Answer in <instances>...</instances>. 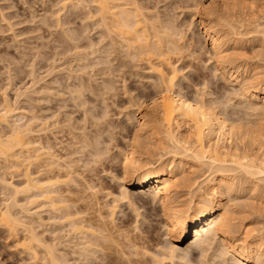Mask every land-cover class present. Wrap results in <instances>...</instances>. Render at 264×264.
Returning a JSON list of instances; mask_svg holds the SVG:
<instances>
[{
	"label": "bare ground",
	"instance_id": "obj_1",
	"mask_svg": "<svg viewBox=\"0 0 264 264\" xmlns=\"http://www.w3.org/2000/svg\"><path fill=\"white\" fill-rule=\"evenodd\" d=\"M164 1L63 0L61 2L62 5L60 2L58 4L63 7H61L62 10L64 9V12H58L62 14L65 13V7L68 4L72 5L76 3L74 5L82 6V4L87 5L90 3L92 6L96 7L95 12H91V15L93 14V18L91 16V19L95 22L94 17H98L99 22L97 19L96 22L105 30V36H103V38L107 36L108 39L106 45L107 53H105V56L108 55V57H106V59L102 58L105 62L107 59L108 60L104 63L103 67H110L113 65V61L118 60V69L122 67L127 68L131 65V62L133 63V61L135 62L137 59L140 62H145V65L150 67L149 71L158 75V80H154L156 81L155 84H151L153 87L152 92L150 91L147 94L144 93L143 96L139 94L135 95L132 100L129 98L131 103H133L132 105L135 106L136 111L132 112L135 114L134 121H132L133 118H131L133 114H130V119H127H129V123H135H131L134 129L131 130L128 126L122 125L123 127L119 129L120 132L114 134L115 132L113 131L117 128L116 125V128H111L113 127L111 126L112 124L109 125L110 128L107 126L103 128L101 127L103 125H100L102 122L100 124L92 123L90 126H86L85 124L83 127L76 128L75 125L72 126L70 123L73 118L72 113L68 112L64 113V115L62 114L63 120H60L58 117L60 118L61 113L60 116H58L59 112H55L54 108L53 114L48 113L50 111L47 112L46 109L48 115L44 112L43 114L45 115L41 118L38 115L36 116V113L34 115L33 110V114L27 111V114L25 113L26 116L21 112L22 108L18 106L20 102H16L15 100L16 103L14 102V105L10 99H7V95L5 94L6 96L3 98L4 101L0 104V162H4V166H2L6 169L5 171L12 170L11 172L20 174L19 177L23 179V182L16 184L7 180L3 174H0V184L3 190L5 189L7 192H10L7 193L9 196L6 194L7 197H5L7 198L6 204L8 205L0 212V225L8 230L10 237L14 240L16 237L18 239L19 228H25L27 232L26 238L20 241H14V247L30 256V261L32 259L36 262L40 259L41 262H43L42 264H166L165 262L168 261L169 263L167 264H194L193 260L190 261L188 259V254L191 252L193 257H199V263L201 262L202 264H264V231H258L260 233L254 236L252 235V231L249 232V229H245L246 233L244 237L241 239L235 238L233 236V230L235 226H237L236 223L238 219L235 217L236 212L231 209L233 206L229 204L233 201L240 202L243 199L240 195L244 193V190H247V195L250 194V200L247 201L252 202L257 196L264 197V74L262 76L259 71L262 69L263 72L261 73H264V0H203L204 2L201 0L194 2L195 0H193L194 7L196 6L195 8L202 11L204 14L203 17L197 19V25L200 26L202 30V49L206 50L208 49L207 46L209 47L207 54L211 57V60L214 61V65L217 67L216 71H220L222 79L234 86L237 89L236 92L238 91L244 99L247 104V107H245L248 113L246 114L247 116L243 113V116L250 117V121L247 122L248 124H240L239 121L241 118L237 117L239 116L237 112H235V114L237 113L238 115L235 116L239 118V124H237L236 121L232 122L225 111H222L224 107L219 110V107L216 105L217 103L213 100H206L204 99L205 97L200 98L206 90L200 93V96L198 95L199 99H192L185 95L186 93L184 94L182 92L181 87L178 89V76L181 74L182 70L186 71L189 68V65L187 67L185 66V68L183 67L185 65V59L188 57L184 54L188 52L194 54V56H190L194 61H201L204 54L202 55L203 52L201 48L200 52L202 53L199 54L197 52L199 50L195 49L196 52L193 51L194 49L191 50L194 47L192 46L191 48L190 45L188 46L187 44L189 43H181V40L185 39L184 37L186 36H181L182 32L179 33V31L176 30V23L170 21L172 17H170V19L169 16H167L169 18L168 20V18L164 17L167 14L160 13L159 9L161 8H159V6ZM178 3L191 8L189 4L192 2H190V0H174L171 3H166V7L169 6V8H171L170 6L172 5H178L177 9H179ZM258 3H261L260 7L257 5ZM69 6L67 8H69ZM77 6L72 7L81 9ZM180 9L182 8L180 7ZM58 13L56 18L61 17L59 16L61 14ZM237 13L250 16L249 20L246 19L240 25L241 29L244 28L245 32L250 34V42L255 46L253 48L254 57L252 56L253 58L251 59L253 62L251 61L252 63H250L252 64L249 76L250 79L243 74L245 72L242 68H246V66L238 64L237 60L233 57L234 55L229 54L231 53L229 51L231 49L227 47L228 39L226 38L228 37V33H230V31H235L236 28L234 23L238 24L234 21L235 19H232L233 22L227 17L231 15L235 16ZM162 15L164 18H162ZM224 16L227 19H222L223 23L221 18ZM54 17L55 16H53V19H55ZM192 18H195V15L192 16ZM192 18L190 20H192ZM61 19L58 21H61ZM62 22L63 21L60 23ZM191 23L192 21L190 24ZM178 28L179 30L181 29L180 27H177V29ZM223 28L226 30L228 29V33H225L226 30L224 31ZM69 31L72 32L71 30ZM248 34L246 36H248ZM238 35L241 37L242 33ZM68 36L70 37V35ZM73 36L75 35L73 34L72 37ZM69 37L67 39L70 40L71 37ZM72 42L74 41L72 40L71 43ZM74 43L78 44V42ZM73 46L77 47V45L74 44ZM78 49L79 48L76 50ZM64 50L65 49H63V51ZM70 51L68 49V52ZM75 53V51L74 53L71 52V54ZM197 53L199 57H195ZM82 55L84 54H81V58L77 56L80 58L79 60H82V57H84ZM200 55H202V57L199 60ZM78 58L76 59L78 60ZM85 58L87 59L88 57ZM83 61L80 62L83 63ZM91 61L92 59L88 63L91 64ZM86 62L83 63V65L86 66ZM82 63L80 65L78 62L77 65L81 67ZM94 63L92 62V64ZM105 64L108 65L105 66ZM95 65L97 66V64ZM179 65H183L181 67L183 69H178ZM91 67L90 69L92 70L94 67ZM111 67L107 72L110 73L112 79L114 72L118 73L120 69L118 70L116 67H114L115 69ZM103 69L105 70V68ZM106 69H108V67ZM83 71L82 69V72ZM77 72H79V70ZM82 72L77 74H81ZM120 72H122V69ZM103 74L104 73H102V75ZM68 78L71 79L70 76ZM122 78L124 79V76H122ZM107 79H109V77ZM200 79H198V81ZM35 80L32 82V84L34 83V87L37 84ZM74 80H78V78H74ZM202 80H204L205 85L209 83V81L206 82L207 80L205 81L203 78ZM202 80L199 82L203 83ZM106 81L104 80L105 83H107ZM112 81L113 80H110L108 82V84L111 83L109 85L112 88L105 84V86L107 85L108 87L109 93L110 90L115 88L113 84L116 80L114 82ZM104 82L102 83L103 86ZM86 84L85 80L79 78V84L76 86L73 84L74 87L72 86L71 89H68L70 90L68 91V94H70L69 97L71 96L73 102L80 100L77 106L79 105L82 107L83 105L85 107L86 96L84 97V95L86 94H84V91L89 90V86ZM105 86L103 88H105ZM207 86L209 87L208 84ZM100 87L102 90V86ZM107 87L105 88V93ZM109 87L111 88L110 90ZM35 88L37 89V87ZM100 92L102 91H99V93ZM28 93L30 94L28 89L24 92L19 91L17 99L20 100L23 97L28 98L30 96H28ZM104 94L102 93L101 95L104 96ZM92 96L94 95L92 94ZM220 99L221 101L218 103V106H220L222 102V98ZM86 100L88 101V99ZM216 101L218 102V100ZM90 102L92 104L93 101L91 100ZM94 103L95 102H93V104ZM93 104L91 106H93ZM226 104L229 105L228 100ZM108 105L106 104L105 106ZM222 105L224 106L223 102L221 106ZM74 106H76V103ZM87 106L89 107L85 109L88 110L90 108V103ZM61 107L56 108L57 110L65 108L64 106L63 108ZM229 107H231V105H229ZM92 109L93 107L90 108V110ZM229 109L230 108L227 110ZM82 110H84L83 107ZM241 110L244 111V109ZM23 111L26 112L25 110ZM136 112H138L137 116ZM84 113V116L88 114L85 111ZM87 116L85 117L87 118ZM102 118L104 117L102 116ZM232 118L235 119L234 117ZM51 119H54L53 123L49 122ZM243 120H245V117ZM64 123L65 125L67 123L71 127L70 137L72 136L71 139L73 140V144L79 147H75L77 148L75 151H77V153L79 151L80 153H85V151L88 150L85 156L79 153L83 158H87L83 164L84 169L82 167L83 165H81V167L76 165L80 161L77 160L78 163H75V161L69 160L68 158L64 159L61 157L63 154L58 155L56 154L57 151H54L55 145L53 146L51 142L52 135L50 137L48 131H50L52 125L56 130L60 127L59 125H64ZM65 125L63 126L65 127L64 129L68 130L67 125ZM5 127L9 129L6 133L4 132ZM54 128H52V130ZM61 128L62 125L58 130V134L65 131H62L63 128L62 130ZM75 131H81V133L76 134ZM51 134H53V136L55 135V133ZM105 134L108 138L104 136ZM122 134L123 136L120 138L124 139L122 140L123 143L126 140L124 144L125 148L120 147V150L119 147L115 146V148L120 150H118V154L122 156V160L120 161L122 164V175H115L114 177V173L112 172V174L110 172L114 168L110 166L111 164L113 165V163L109 162L111 158L110 154L112 153H110V147L113 145L112 142L114 143L113 138L116 135L120 136ZM117 136L115 138L116 140L118 138ZM61 137L65 138L66 136L63 135ZM67 138H69V136ZM120 138L118 139V144L117 141H115L117 146L120 145ZM55 139H57V137H55L54 140ZM54 142L55 141H53V143ZM66 142L67 141H65V143ZM56 147H59V145H56ZM71 149L73 150V147ZM62 150L65 151V148ZM72 153H74V151ZM70 156L68 154L67 157ZM105 156H109V159ZM82 162L83 161L80 163L82 164ZM188 164H190V166L187 167L189 170L186 169ZM97 165H100V167L102 166L103 170L106 172L112 168L109 173L113 175V179L118 177V180H116L117 182L119 181L121 187L120 194L118 196L115 195V198L113 197V203L115 205H109L111 207L108 212H105L107 204H104V207L102 204L103 201L101 202L100 196L98 197L99 193L102 191V188H99L104 185V182L102 184L101 182L103 179H101L102 181L99 179L101 178L99 177L101 173H99L100 167L97 168ZM3 168L0 167V169ZM80 169L84 171L82 170L81 172ZM198 170L202 172L201 176H199ZM193 171H196L195 173H197L199 177H193ZM201 178L204 179L202 180ZM99 182L100 187L98 185ZM180 188L188 190L186 194H188V197L190 196V201L187 199L189 202H187V200L186 202L185 200L181 201V197L186 194L183 195L182 189ZM87 192L90 193L86 195ZM109 192L110 191L107 193ZM21 195L26 198V203H24V205L23 203L20 205L19 198ZM108 195L110 196L112 193ZM253 198L254 200H252ZM120 201L128 202L130 207L132 206L134 208L133 210L137 218H135V230L139 231L142 229V227L138 226L140 217L146 218L141 215L139 211L141 210L140 208L154 212L157 211V209H161L169 242L164 247L162 246L163 248L160 250L159 256L153 254L149 250L151 246L146 242V238L137 235L130 239L127 236L130 223L129 216H127V220L121 221L120 224L116 223V216H118V206H116V204L118 205ZM244 201L245 200H243V202ZM243 202L241 205H243ZM249 203L250 202H248V204ZM137 204L140 207H137ZM19 207L22 212L26 213L25 217L28 214L33 218L30 219L29 223H24L25 218H19L17 217L18 213L13 212L15 208L17 210ZM41 213L49 214L47 221L46 218L41 216L43 215ZM34 216H36L37 221L36 219L34 220ZM21 218L23 220H21ZM35 221H40L38 224L40 228L48 225V222L50 225H55V230L50 233L52 236L56 234L57 231L64 232V239L66 238L65 246L70 248V251L65 249L67 252H64L62 249L63 252H61L59 246L62 245V242H56L59 241L58 238L54 242L51 238H46L47 236L42 237L43 233L37 232L38 227L35 226ZM143 230L145 231V229ZM249 233L252 236H250ZM61 237L63 238V236ZM52 238L54 239V237ZM121 238L125 241L120 240ZM187 240H191V242L184 247V242ZM126 248H129V250L131 249V253H126L124 251ZM152 249L153 248H151V250ZM150 252L153 255H151ZM99 254H101V256ZM141 255L144 258H150L149 260L145 258L147 261H152L148 263L143 257L144 260L142 258H139V260L133 259V256L141 257Z\"/></svg>",
	"mask_w": 264,
	"mask_h": 264
},
{
	"label": "rangeland",
	"instance_id": "obj_2",
	"mask_svg": "<svg viewBox=\"0 0 264 264\" xmlns=\"http://www.w3.org/2000/svg\"><path fill=\"white\" fill-rule=\"evenodd\" d=\"M62 1L61 0H0V104L3 103L4 96L7 95L6 96L7 99H10V101L14 105H15L16 102H18V101L20 102V103H18L19 104L18 106L22 108L21 112L24 113V114L25 113L27 114V111L28 112L30 111V113H32V110H33L34 115L36 113V116L38 115L41 118L45 114H47V115H48V113L53 114L54 113L53 108H54L55 112H57V111L59 112L58 116H60V113H61L60 118L57 116L58 119H60V120H63L62 119V114L64 115V113L70 112L73 115L77 114L76 116L72 115V117L74 119L72 118L73 121L71 120V122H70L71 125L72 126L75 125L76 128L77 127L78 128L83 127V125L85 126V124H86V126H88V125L90 126V124H92V123L100 124L102 122L100 125H103V126H101L103 128L106 127V126L108 128H110L109 125H111V124H112L111 126H113L111 128H114L115 125H116L117 128L116 127L115 128L118 131L116 129H114L115 130V131H113V132H115L114 134L120 132L119 129L121 127H123L124 125L128 126L129 128H131V130L134 129V127H132L133 124L131 126V123H134V122H130L129 123V119H130L131 115L133 114L132 112L136 111L135 106H133L132 105L133 103H131V100H132V98L135 97V95L139 94V95L143 96L144 93L147 94L150 91L152 92L153 91L152 85H154L155 82L158 80V78H159L158 75L156 73H154V72H150L149 71L150 67L145 65V62H140L137 59L135 60V62L137 61L136 63L134 61H133V63L131 62V65L128 64L129 66L128 65H127L128 67L126 66L127 68L122 67L121 68L122 72H120L121 69L120 68H119L120 70L118 69L119 61L116 60V61H113V63H112L113 65H111V66L113 67L115 65L114 67H116V69H118L119 71H118V73L114 72V74L112 76L113 78L111 79L110 73L107 72L111 66L109 67V66H106L108 64H105L106 67H103L104 63H106L107 60H108L107 59L106 62L104 60V59H106V57H108V55L105 56V53H107L106 52L107 51L106 50L107 49L106 45H107L108 39H107V36H106V38L104 37L105 39L103 38V36H105V30H103V28H101L98 25V23L96 22V19L98 21V17H96V16H95L96 18L94 17L95 22H94V20L91 19V16L93 18V14L91 15V12L94 13L96 7L92 6L90 3L87 4V5L82 4V6L74 5L76 3H73L72 5L68 4L65 7L68 10L65 9V13L62 14V13H58V12H61V11L64 12L63 11L64 9L62 10L63 7L61 6L62 5V3H61ZM172 1H174V0H172ZM172 1L171 0L170 1L166 0V1H164L165 3L162 2V4H160V6H159V8H161V9H159L160 13L165 14V15L167 14L166 16H164L165 18H168L167 16H169V18L172 17V19L170 18L171 19L170 21L176 23V25H175L176 26V30H178L179 33L182 32L181 36H183V35L186 36V37L183 36L185 39H183L184 41L181 40L182 41L181 43H186V44L189 43V44H187L188 46L190 45L191 48H192V46L194 47L191 50L194 49L193 51L196 52L195 51V49H196V50H199V51H197L199 54L202 53V52H203L202 55L204 54V57H202V55H200V58H199V60H200L201 57H202V59H201L202 62L198 61V60H196L197 61L196 62L193 59H191V57H190V56H194V54H190V52H188V53L185 52L187 54H184V55L188 56L185 59V62H184L185 65L184 66L183 65H181V66L179 65L178 69H183V68H181L182 66L185 68V66L187 67L188 65H189V68L186 71L182 70L181 74L178 76V82H177L178 85H179V86H177V87H179L178 89H180V87H181L182 92L184 94L186 93L185 95H187L189 98H192V99L193 98H198L199 99V96L201 95L200 93H203V91L206 90L203 93V95L200 96V98L201 97L202 98L205 97L204 99H206V100H209V101L213 100L215 103H217L216 105H217V107H219V110H221L222 107H224V109L222 111H225V113L227 114V116L230 118V120L232 122L236 121L237 124H239V122H240V124L241 123L248 124L247 122L250 121L249 120L250 117L249 116L246 117L247 116L246 114L248 113L247 112L248 110L246 109L247 104L245 103L244 99L241 97V95L238 93V91L236 92L237 89L234 86L228 84L227 82H225L222 79V76H220L221 75L220 71H216L217 67H215L214 61L211 60V57L207 54V50H209V47L207 46L208 49H206V50L202 49L203 48V46L201 44L202 41H203L202 30H201V27L197 25V23H198L197 19L199 17H203L204 14L202 13V11L197 10L195 8L196 6L194 7L193 0H190V2H192L191 4H189L191 8H189V6H185L183 4L180 5L178 3L179 4V9H180V7L182 8L180 10L177 9L178 5H174V6L172 5V6H170L171 8H169V6L166 7L167 6L166 3H171ZM196 1L197 0H195L194 2H196ZM201 1L204 2L205 0L204 1L201 0ZM59 2L61 3V5H58ZM260 4L258 3L257 5H259V7H260ZM69 5H71V6H69ZM88 5H91V6H88ZM68 6H69V8H67ZM72 6H77V7H80L81 9L74 8ZM83 7H86V8H83ZM173 7H175V8H173ZM193 7H194V9H193ZM173 9H174V11L176 13L173 11ZM89 12H90V14H89ZM57 13L61 14V15H59L61 17L56 18L57 17ZM45 15H46V17H45ZM52 15L55 16L54 17L55 19H53ZM194 15H195V18H192V16H194ZM232 16L233 15H231L229 17L226 16V17L231 19V21H233L235 19L234 21H236L238 24L234 23L236 29H235V31H230L229 30L230 33H228V29L226 30L225 28H223L224 31L225 30L227 31V32L225 31V33H228V37H230V38H228V37L226 38V39H228L227 40L228 41L227 47L229 49H231V50H229L231 52L229 54L234 55L233 57L237 60V63L241 64L243 66H246V68H242V69H244V72H245L243 74H245V77L246 76L249 77L250 76V69H251V66H252V64H250V63L253 62V60H251V59L254 57L253 56L254 55L253 48L255 46L252 45V43L250 42V34L246 33L244 28L241 29L240 25L246 19L249 20L250 16H244V14L241 15V13H237V15H235L236 17L235 16L232 17ZM51 17H52V19H51ZM164 17L162 15V18H164ZM241 17H243V18H241ZM45 18H46V20H45ZM169 18H168V20H169ZM191 18H192V20H190ZM227 18H225V16H224V17L221 18V20L222 19H227ZM59 19H61V21H63L62 22L63 24L60 23L61 21H58ZM83 19H85V20H83ZM163 20H167V19H163ZM46 21H48V22H46ZM191 21H192V23L190 24ZM222 22H223V20H222ZM174 23H172V24H174ZM50 24H51V26H50ZM190 25H192V26H190ZM177 27H180L181 29L179 30V28L177 29ZM246 29H247V27H246ZM69 30H71L72 32H70ZM100 30H101V33H100ZM103 32H104V35H103ZM70 33L72 35L74 34L76 37L77 36L78 37L76 38L75 36H73L74 37L73 38ZM240 33H242L241 37H239V35H238ZM244 33H245V35H244ZM235 34L238 35V36H236ZM247 34H248V36H246ZM65 35H67V36L70 35L71 38L69 36L68 37L70 38L71 41L73 40L74 42H78V44L77 43L75 44L74 42H72L74 45H77V47L76 46L74 47L73 44L71 43V41L69 39H67L68 37L65 36ZM80 36H81V38H80ZM80 39H82V40H80ZM229 39H230V41H229ZM79 41H81V42H79ZM58 43H60V44H58ZM78 45H79V47H78ZM77 48H79L80 50L79 49L76 50ZM200 48L202 49V52H200L201 51ZM63 49H65V50L63 51ZM68 49H69V51L70 50L71 51L68 52ZM72 49L76 52L75 54H77V55L71 54V52L74 53V51ZM98 51H99V53H98ZM60 53L61 54L63 53V54L61 55ZM198 53L195 54L196 55L195 57H197V56L199 57ZM81 54H84V55H82L84 57H82V60H79L81 58ZM87 54L90 55V56H88ZM188 54H190V55H188ZM77 56H79L80 58H78ZM85 57H88V58L86 59ZM76 58H78V60ZM102 58H104V59L102 60ZM237 58L239 59V61H238ZM83 59H84L85 62L87 60L86 66L83 65V63H85L83 61ZM91 59H92L91 64H92V62L93 63L96 62V63L92 64V67H94V68H92L91 64L88 63V62H90ZM96 59H98L99 62ZM75 60H77L80 63V65L82 63L80 61H83L82 66L81 67L78 66L77 65L78 62L75 61ZM95 64H97V66ZM53 65H54V67H53ZM83 66H85V67L82 68ZM89 66L92 68L93 71L90 69ZM102 67L105 68V70ZM107 67H108V69H106ZM99 68H100V71H99ZM53 69H55V70H53ZM82 69L84 70L83 72H82ZM85 69H86V73H85ZM32 70L35 73H33ZM74 70H76V71H74ZM78 70H79V72H82V73L81 74H77V73H79V72H77ZM102 70L105 71V72H103ZM101 71H102V73H104L103 75H102ZM259 71H260V74H262V76H263L264 73H261V72H263V70L260 69ZM95 73L98 74V75H96ZM69 76L71 77V79L72 78L73 79L71 80L70 78H68ZM72 76H74V77H72ZM122 76H124V79L122 78ZM87 77H89V78H87ZM92 77H94V78H92ZM108 77H109V79H107ZM74 78L75 79L78 78V80H74ZM79 78L85 80V83H87L86 85L89 86V90L84 91L85 92L84 94H86V95L83 94L84 97L86 96V99H88V101H87L84 98L85 99V104H84L85 107L82 105L84 110H82L81 106H79V105L77 106V104L80 103V100H77L79 102H77V101L73 102V100H71L72 99L71 96L69 97L70 94H68L69 93L68 91H70L68 89L69 88L71 89L73 84H74V86L79 84ZM125 78H126V80H125ZM202 78L205 79V81L207 80L206 82L209 81V83H206V85H205V82H204V80H202ZM35 79H37V80H35ZM86 79H88V80H86ZM198 79L203 81L204 86H203L202 82H199L200 80L198 81ZM249 79H250V77H249ZM34 80L37 82V84L35 86V87H37V89L33 86L34 83L32 84V82H34ZM104 80L105 81L108 80V81H106L107 83H105ZM110 80H113L112 82H114L116 80V82H114V84H113L115 86V88L113 87L114 89H112V90H110L112 87L109 85L111 83L108 84V82ZM154 80H156V81H154ZM73 81H75V82H73ZM92 81H94V82H92ZM103 82H104V86H105V84H107L108 86L111 87V88L109 87L110 93L108 91L107 85L105 86V88L107 87L106 93H105V88H103L104 86L102 84ZM89 84L92 85V86L94 84V86L92 87ZM100 84H102V85H100ZM207 84L209 85V87L207 86ZM32 86H33V88H32ZM100 86H102V88H103L102 90L100 89L101 88ZM97 87L99 88V91H102V92L99 93ZM125 87H127V88H125ZM41 88H43V89H41ZM27 89L30 92V94L28 93V96L29 95L30 96L28 98L25 97L27 100L24 97L22 99H20V100L17 99L18 92L19 91L20 92H22V91L24 92ZM92 89H94V90H92ZM45 90H46V92H45ZM197 90L199 91V93H198ZM90 91L91 92L93 91L94 93L93 92L91 93ZM96 92H98V93H96ZM232 92L235 94V96L237 94V96L235 97ZM102 93L103 94L105 93L104 94L105 97L103 95H101ZM128 93H130V94H128ZM230 93H232V94H230ZM92 94L95 97L92 96ZM97 96H98V98H97ZM99 96L100 97L103 96V97H101V99H100ZM102 98H103V100H102ZM220 98H222V102L224 103V106L223 105L221 106L222 102H221L220 106H218L219 105L218 103H220V101H221ZM240 98H242V99H240ZM15 100H16V102H15ZM89 100L90 101L92 100L93 102H95L94 104L92 102L93 106H91L92 104H91V102ZM216 100H218V102ZM227 100L229 101V105H231V107H229V105L226 104ZM105 102H106L107 105L109 104L110 106L109 105L105 106L106 105ZM75 103H76V106H74ZM87 103L88 104L90 103V108L93 107L92 110H90V108L88 109L89 111L87 109H85L86 107H89V106H87L88 105ZM237 103H239V104H237ZM64 104H66V105H64ZM129 105L130 106L132 105V106L130 107ZM226 105H228V106L225 107ZM239 105H241L242 107L239 106ZM243 105H244V107H243ZM63 106L65 107L64 109H58L57 110V108H60V107L63 108ZM102 106H103V108H102ZM76 107H80V108H76ZM107 108H108V112H107ZM228 108H230V109L227 110ZM41 109H42V111H41ZM46 109H47V112L48 111H50V112L47 113ZM49 109H51V110H49ZM65 109H67V110H65ZM96 109H97V111H96ZM103 109H105V110H103ZM235 109H236V111H235ZM241 109H244V111L241 110ZM245 109H246V111H245ZM23 110H25L26 112H24ZM62 110H64V111H62ZM94 110H95V112H94ZM226 110H227V112H226ZM84 111L88 113V114L86 113L88 116L85 115V116H87V118L84 116V114H85ZM44 112H46V113L43 114ZM235 112H237L239 114V116H237L238 114L237 113L235 114ZM240 112H242V113H240ZM97 113H98V115H97ZM137 113L138 112H136V116H137ZM230 113H232V114H230ZM243 113H245L246 116H243ZM100 114H103V115H100ZM240 114H242V115H240ZM93 115H96V116H93ZM235 115L237 117L241 118L242 120L240 119V121H239V118H237ZM102 116L104 118H102ZM94 117H96V118H94ZM232 117H234L235 119H233ZM244 117H245V120H243ZM127 118H129V119H127ZM131 118H133L132 121H134L135 120L134 119L135 118V114H133ZM78 119H80V120H78ZM83 119H84V122H83ZM98 119H101V120H98ZM53 121H54V119L53 120L52 119L49 120L50 123H53ZM87 121L88 122L90 121V122L88 123ZM94 121H96V122H94ZM67 123L70 124L69 122H67ZM67 123H66V125L68 127V130L64 129L65 127H63L65 125V123H64V125L61 124L62 128H63V130H62V128H61V130L62 131L65 130V131L62 132V133H59L60 135L58 134V132H59L58 130L61 127V125H59L60 127L57 126L59 128H57L55 130V128L51 124L52 125V127L50 128L51 132L48 131V133H50L49 134L50 137L52 135L51 142H52L53 146L55 145V148H54L55 150L54 151L55 152L57 151L56 154H58V155L59 154H61V155L63 154V156H61V155L60 156L63 157L64 159L68 158L69 160H73V161H75V163H78V161H80V162L83 161L82 164L80 162L78 164H76L77 166L81 167V165H83L84 161L87 159V158L85 159V157L83 158L82 155L85 156V154L88 152V150H86L85 153H83V152L80 153V151L77 153V151H75L79 147H77L76 145L73 144V140L71 139L72 136L70 137V135H71L70 134L71 133V127ZM52 128H54L53 129L54 131L52 130ZM8 130L9 129L7 127L4 128V132L5 133L8 132ZM110 130H113V129H110ZM76 131H75L76 134H80L81 133V131H78L79 133L76 132ZM51 133H55L54 136L57 137V139L54 140L55 137ZM63 133H65V134H63ZM61 134H63L66 137L65 138L61 137V136H63ZM123 134L120 135V136L116 135L118 137L117 140L115 139L116 136L114 135L115 136L113 138L114 139V143L112 142L113 145H111V147L109 146L111 148L110 149V153L112 152L110 154L111 158L109 159V156H107L108 158L105 156L107 159H109V162L113 163V165L110 163L111 164L110 166L111 167L113 166L115 169L111 168L112 169L111 170L109 168L111 170V171L110 170L109 171L111 173L112 172L114 173V174L112 173L114 175V177H115V175L116 176H121L122 175V171H121L122 170V167H121L122 164L120 162L122 160V156H120L118 154L119 153L118 152L119 149L115 148V146L119 147V148L120 147L125 148L124 144L126 143L125 142L126 140L123 143L122 140H124V139L120 138V137L123 136ZM68 136H69V138H67ZM104 136L107 137L106 134ZM58 137H59V139H58ZM119 138H120V140H119L120 145L117 146L115 141H117V144H118V139ZM56 140L57 141L60 140V141L57 142ZM61 140H62V142H61ZM53 141H55V142L53 143ZM65 141H67V142L65 143ZM120 141H122V142H120ZM60 142H61L62 145L60 144ZM63 144H65V145H63ZM56 145L57 146L59 145L60 148L56 147ZM67 146L68 147L70 146V147L68 148ZM72 147H73V150L71 149ZM75 147H77V148H75ZM64 148H65V151L62 150ZM123 148H122V150H123ZM120 150H121V148H120ZM73 151H74V153H77V154L72 153ZM79 153L82 154V155H80ZM68 154H69V156L71 155L72 157L71 156L67 157ZM78 154L80 155V157H79ZM75 156H77V157H75ZM115 157H117L118 159L115 158ZM70 158H72V159H70ZM78 158L81 159V160H79ZM0 165H1L0 167L3 168L4 162H0ZM189 166H190V164H188L186 166L187 170H189L187 168ZM82 167L84 169V165ZM96 167L99 168L100 165H97ZM88 169H90V168H88ZM5 170H6L5 168L0 169V174H3V176L6 177L7 180L12 181V182H14L16 184L17 183L19 184V183L23 182L22 181L23 179L19 177L20 174H18L17 172L16 173L15 172H11L12 170L10 171L9 169H8L9 171H5ZM82 170L80 169L81 172H82ZM109 171L106 172L105 170H103L102 166L99 168V173H101L100 176H99L101 178H99V179L100 180L103 179V181L101 180L102 181L101 183L103 184V182H104L105 186L103 185V186L100 187V182L98 183V185L100 187V188L99 187L98 188L99 189L102 188V191L99 193L98 197L100 196L99 198H100L101 202L103 201L102 202L103 205L107 204L106 207L104 205L105 212H108L109 208L111 207L109 205H111V204L115 205L113 203V197L115 195L118 196L120 194V188H121L119 181L117 182V180H118L117 178L118 177H116L117 180L113 179L114 177H113V175H110ZM195 172L192 174V176L194 175L193 177L197 178V177L202 175L201 171H199V173H198L199 176ZM105 173H107V174H105ZM201 179L203 180L204 178H201ZM17 181H19V182H17ZM180 189H182V188H180ZM4 190H3L2 185L0 184V212H2L6 208V206L8 205V204H6L7 203L6 202L7 198H5V197H7V195H8L7 193H10V192L9 191L7 192L6 190L4 191ZM186 190L184 188L181 190L183 195L188 192V190L187 191ZM106 191L107 192L110 191V192L107 193ZM246 191L247 190H244L243 191L244 193H242L240 195V197L243 198L240 202L233 201L232 203H229L230 205L233 206V207H231V209L236 212L235 217L238 219L237 223H236L237 226H235V228L233 230V232H234L233 236L235 238H239V239H241L242 237L245 236L244 235L246 233L245 229H249L248 230L249 232L252 231V235H254V236L260 233L258 231H261V232L264 231V210H263L264 208H262V207H264V197L257 196L256 198L254 197L255 200H254V198L252 199L254 201H252V202L251 201H247V200H250V194L247 195ZM89 193L87 192L86 195H88ZM111 193H112V195L109 196L108 194H111ZM186 195L181 197L182 198L181 201L185 200V202H186L187 199L190 201V196L188 197V194H186ZM75 196H74V198H75ZM20 198H19L20 205H22L21 203H23V205H24V203H26L25 202L26 201L25 196L21 195ZM71 198H72V196H71ZM188 200H187V202H189ZM243 200H245V201L243 202ZM246 201H247V203H246ZM242 202H243V205H241ZM248 202H250V203L248 204ZM256 202H258V203H256ZM127 204H128V202H125V201H120L118 203V205L116 204V206H118V210H117L118 211V216H116L117 217V220H116L117 222L116 223L120 224L121 221H123L125 219L127 220V216H129L130 223H129V228H128L129 230H127L128 231L127 232V236L130 239L134 238L137 235L140 236V237L146 238L145 239L146 242L149 243L151 248H153L152 250H151V248H149V250L153 254H155V255L157 254L159 256L160 255V250L165 245H167L168 242H169V240L167 238V229L164 227L165 226V221H164V217H163V213L161 212V209H157V211L154 212V211H146L145 209L140 208L141 210H139V211H140L141 215L146 217V218H143V217H140V219L138 218L140 220V222L138 223L139 224L138 226L142 227V229H141L142 231L141 230L139 231V230H135L136 214H135V211L133 210L134 208L132 206H131L132 207L131 208L130 205L129 204L127 205ZM246 204H248V205H246ZM234 205H235V207H234ZM250 205H252V206H250ZM255 205H257L258 207L255 206ZM136 206L138 207L139 205L137 204ZM248 206H250V207H248ZM13 212L14 213L15 212L18 213L17 217H19V218L23 217V219L25 218L24 219V223H29L30 219H33L28 214H27L28 216L26 215V217H25L26 213L22 212L20 207L17 210L15 208ZM21 213H22V215H21ZM41 214H43L41 216L43 218H46V221H47V217H49L48 216L49 214H46V213L45 214L41 213ZM18 215H20V216H18ZM0 217H1V215H0ZM34 217H35L34 218V220H35L36 216H34ZM23 219L21 218V220H23ZM145 219H147V220H145ZM36 221H37V219H36ZM36 221H35V223H36L35 226L38 227L37 228V232L38 231H39L38 233L42 232L43 233L42 237H44V236L46 237L47 236L46 238H48V239L51 238L54 242L58 238L59 241H56V242H60V241L62 242V245L59 246V249L61 250V252H63V251L67 252L68 250L70 251V248H67V246H65L66 245V243H65L66 238L64 239V237H65V233L64 232H60V231L58 232L57 231L58 234L56 233V234H53V236H52V234H50V233H52V231L55 230V228H56L55 225H53V224L50 225L49 222H48L47 223L48 225L45 224L46 226H43L42 228H40L39 225H38L40 221L39 222H36ZM44 223H46V222H44ZM143 229H145V231ZM18 233H19L18 239L16 237V239L14 240V239H12V237H10V234H9L8 230H6L2 225H0V264H34V263L35 264H42L43 262H41L40 259H39L40 262L36 261L37 263L35 262V260H32V259L30 261V258H31L30 256H28L26 253L25 254L22 253L20 250H17L14 247V245H15L14 241H18V240L20 241L21 239L23 240V238H26L25 236H27V234H26L27 232L25 231L24 227L23 228L20 227ZM55 235H57V236H55ZM249 235L252 236L250 233H249ZM61 236H63V238ZM52 237H54V239ZM60 237H61V239H60ZM120 240H124V239L121 238ZM190 242H191V240L185 241L184 242V247L186 245H188ZM68 247H69V245H68ZM62 249H63V251H62ZM65 249H67V251H65ZM124 251L126 253L127 252L131 253L132 250L131 249L129 250V248L128 249L126 248ZM151 252H150V254H151ZM153 254H151V255H153ZM99 255L101 256V254H99ZM188 255H189L188 259L190 261L193 260L194 264H200L201 263V262L199 263V260H198L199 257H196V256L193 257V254L191 252ZM142 257H143L142 255H141V257L133 256V259L135 258L134 260H139V258L141 259ZM145 258L147 260L150 259V258H147V257H145ZM147 260H146V262H148V263L152 261V260H150V261H147ZM143 262H145V261H143ZM165 263L167 264V263H169V261L165 262Z\"/></svg>",
	"mask_w": 264,
	"mask_h": 264
}]
</instances>
